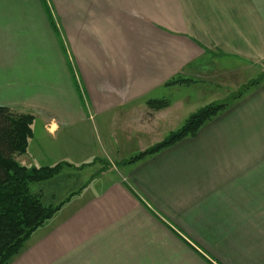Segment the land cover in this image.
<instances>
[{"label": "crops", "instance_id": "1", "mask_svg": "<svg viewBox=\"0 0 264 264\" xmlns=\"http://www.w3.org/2000/svg\"><path fill=\"white\" fill-rule=\"evenodd\" d=\"M259 64L264 0H0V107L34 117L17 161L64 165L31 186L60 210L11 264H264V79L131 163L204 107L178 93Z\"/></svg>", "mask_w": 264, "mask_h": 264}, {"label": "trees", "instance_id": "2", "mask_svg": "<svg viewBox=\"0 0 264 264\" xmlns=\"http://www.w3.org/2000/svg\"><path fill=\"white\" fill-rule=\"evenodd\" d=\"M258 84L259 81L250 88ZM250 88L242 90L228 102H215L201 108L179 131L170 134L165 141L134 158L131 163L195 137L206 124L222 115L232 102L240 99ZM168 106L167 101L150 103L154 110ZM33 123L34 117L31 115L0 107V264H11L32 234L60 210V206L44 204L40 196L31 192V186L53 179L64 165L29 169L17 161L18 156L27 153L33 136Z\"/></svg>", "mask_w": 264, "mask_h": 264}, {"label": "rangeland", "instance_id": "3", "mask_svg": "<svg viewBox=\"0 0 264 264\" xmlns=\"http://www.w3.org/2000/svg\"><path fill=\"white\" fill-rule=\"evenodd\" d=\"M233 77H234L235 82H229L228 83L224 79H222V80L218 81V82H221V83H219L218 86H216V85L215 86L204 85L203 89H202L203 90V97H202L201 101H200V99L198 100V97H199L197 94L198 92L195 93V90L193 88L182 90L180 93H178V96H177V93L174 94V96H177L174 99H184L185 98L186 101L196 102L195 104H199V102H200V104L204 107L211 104L212 102H228V101L232 100V98L234 96L238 95V93L241 92L242 90H244V89L247 90L248 88H250V86L253 83H255L257 81H261L262 79H264V64H259L258 66H255L254 68H252L251 72H249V73L247 72L244 74H238V75L233 76ZM218 82H215V83L217 84ZM198 89L199 88H197V91H199ZM198 109L200 110V108H198ZM199 110H197V111H199ZM188 119H186V121H183L184 123L180 122L179 125L182 123L181 127H183L186 124ZM88 173L89 172H86L84 174L83 181L86 180V175ZM54 206H58V205H54ZM252 223H253V221H252ZM263 225H264V222H263ZM252 227H254V226H252ZM235 231L242 232L243 230H235ZM244 238L246 239L247 237L243 236V234L220 237L219 238L220 243L215 248V254L220 256L222 259L227 258V251L229 249H231L234 252V253L231 252L232 256L235 253L241 254V249L243 246ZM255 238L258 239L257 236H255Z\"/></svg>", "mask_w": 264, "mask_h": 264}]
</instances>
